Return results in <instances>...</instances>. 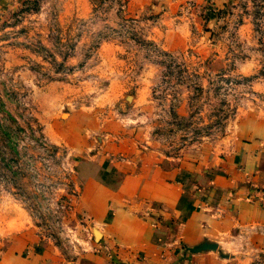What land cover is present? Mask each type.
<instances>
[{"label": "rangeland", "instance_id": "374dc122", "mask_svg": "<svg viewBox=\"0 0 264 264\" xmlns=\"http://www.w3.org/2000/svg\"><path fill=\"white\" fill-rule=\"evenodd\" d=\"M144 2L0 0V235L75 259L81 163L232 153L264 120V0Z\"/></svg>", "mask_w": 264, "mask_h": 264}, {"label": "crops", "instance_id": "0c3cea01", "mask_svg": "<svg viewBox=\"0 0 264 264\" xmlns=\"http://www.w3.org/2000/svg\"><path fill=\"white\" fill-rule=\"evenodd\" d=\"M245 132L232 153L81 163L91 248L67 258L26 224L0 264H264V120Z\"/></svg>", "mask_w": 264, "mask_h": 264}, {"label": "trees", "instance_id": "16d2710c", "mask_svg": "<svg viewBox=\"0 0 264 264\" xmlns=\"http://www.w3.org/2000/svg\"><path fill=\"white\" fill-rule=\"evenodd\" d=\"M6 135H7V137L9 138L12 134H11V131L8 129V131H6V132H4Z\"/></svg>", "mask_w": 264, "mask_h": 264}]
</instances>
